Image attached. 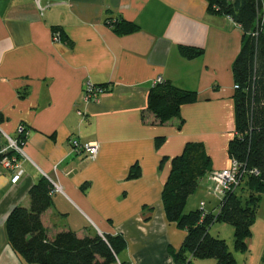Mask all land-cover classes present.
<instances>
[{"label":"crops","instance_id":"0c3cea01","mask_svg":"<svg viewBox=\"0 0 264 264\" xmlns=\"http://www.w3.org/2000/svg\"><path fill=\"white\" fill-rule=\"evenodd\" d=\"M116 21L137 29L118 33ZM53 27L62 40L53 39ZM241 39L240 27L210 12L206 0H0V129L18 138L21 126L25 139L17 182L0 163V264H27L8 244L5 220L13 207L29 205L41 177L61 186L41 214L49 237L65 229L120 234L126 247L117 261L176 264L168 249L178 250L186 231L168 221L161 199L171 158L201 142L211 171L230 166L232 65ZM182 45L203 53L185 58ZM157 77L198 94L163 124L147 109ZM87 82L104 88L97 101H84ZM71 138L97 144V154L75 152ZM212 189L209 175L202 177L184 210L203 202L215 211ZM218 223L209 232L225 240L228 227ZM246 245L233 249L236 264H264V195Z\"/></svg>","mask_w":264,"mask_h":264},{"label":"trees","instance_id":"16d2710c","mask_svg":"<svg viewBox=\"0 0 264 264\" xmlns=\"http://www.w3.org/2000/svg\"><path fill=\"white\" fill-rule=\"evenodd\" d=\"M212 13L230 17L241 29L240 49L232 65L234 80V131L228 142L230 160L239 165L238 185L219 198L216 210L206 211L201 206L185 211L187 198L195 191L199 180L212 173L210 157L203 143L187 142L182 152L171 158L169 175L164 183L161 199L166 218L174 222L186 236L178 250L168 249L176 264L192 259L212 258L215 264H236L223 238L210 234L215 222L233 228V249L245 252L246 239L256 216L261 196L264 195V8L262 0H206ZM125 24V25H124ZM120 21L111 25L118 33L137 29L133 23ZM126 31H125V30ZM59 27L52 28V35ZM179 52L192 59L203 53L202 48L180 46ZM198 94L180 89L164 80L152 85L147 94V109L159 123L180 117V107L196 102ZM23 129L18 139L25 140ZM163 137L156 139L160 144ZM11 155L12 152H7ZM2 154H0V158ZM132 171L128 177L135 178ZM82 186V188H84ZM52 185L41 177L29 190V205H17L5 220L8 244L27 264H118L119 253L126 242L122 235L98 233L76 235L65 229L53 237L46 233L41 221L42 212L52 204ZM264 263V255L262 257ZM120 264H127L120 262Z\"/></svg>","mask_w":264,"mask_h":264},{"label":"built area","instance_id":"2783aa9c","mask_svg":"<svg viewBox=\"0 0 264 264\" xmlns=\"http://www.w3.org/2000/svg\"><path fill=\"white\" fill-rule=\"evenodd\" d=\"M53 39L55 41H59L60 38L58 33L53 34ZM163 79L161 77H157L153 81V85L157 83H161ZM104 92V88L93 85L89 82L85 84L84 87V95L83 99L85 102L97 101L99 96ZM80 113V112H79ZM22 127H18V133L22 131ZM0 135L2 136L5 143L0 146V154L2 157L0 158V163L7 169L12 170V178L11 183H15L19 180L21 175L20 164L17 160L18 155H24L22 150L23 143L22 140L18 138H12L7 135L0 129ZM70 146L75 152H85L90 157H94L98 152L97 144L93 143H80L78 140L71 138L69 139ZM13 152L11 155H8L7 152ZM238 172L239 165L236 161L231 160L230 166L223 170H215L210 173L209 178L213 183L212 192L218 198H220L226 191L234 188L238 185ZM52 185V191H61V186L52 180L49 181ZM200 206L203 208L204 203L201 202ZM192 257L189 256L185 264H192ZM120 264V262L118 263Z\"/></svg>","mask_w":264,"mask_h":264},{"label":"rangeland","instance_id":"374dc122","mask_svg":"<svg viewBox=\"0 0 264 264\" xmlns=\"http://www.w3.org/2000/svg\"><path fill=\"white\" fill-rule=\"evenodd\" d=\"M213 224H215V223H213ZM224 225L225 227H223V226H221V225ZM218 223V225H220V227H222V228H225V229H227L226 227H228V229H227V232L226 231H224V230H222L221 232V234L223 235V236H225L224 238H225V241H226V243L228 244V249H229V251L230 252H232V254H233V244H232V241H231V234H232V227L229 225V224H225V223ZM223 238V237H222ZM236 254V253H235ZM236 255H240V254H236ZM193 264H215V260L214 259H211V258H205V259H194L193 260Z\"/></svg>","mask_w":264,"mask_h":264}]
</instances>
